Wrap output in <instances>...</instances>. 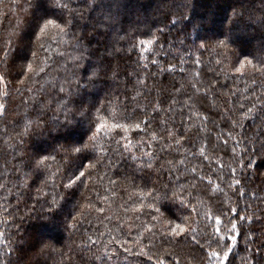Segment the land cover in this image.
<instances>
[{
  "label": "trees",
  "instance_id": "trees-1",
  "mask_svg": "<svg viewBox=\"0 0 264 264\" xmlns=\"http://www.w3.org/2000/svg\"><path fill=\"white\" fill-rule=\"evenodd\" d=\"M61 3L68 7H57L54 0H0V264H156L157 258L165 264H207L216 245L209 246L205 232H212L221 204L229 215L238 208L252 217L237 218V231L229 233L237 237L229 260L264 264V159L251 157L255 162L247 170L240 163L264 141L258 114L264 75L247 64L243 74L233 67L240 60L259 67L264 57V0ZM47 19L65 32L50 26L37 41L34 33ZM153 36L142 60L143 46L137 45ZM218 41L226 47L213 51ZM200 43L208 49L194 55L193 45ZM201 54L203 63H194ZM28 63L34 71L27 70ZM21 65L24 75H18ZM169 65L174 71H160ZM100 116L110 124L141 123L145 130L129 133L131 152L121 142L123 155L112 151L117 146L111 136L101 134L93 142L98 148L88 153L93 159L84 163L97 157L100 162L80 169L86 172L83 182L65 189L80 161L66 156L64 148L87 141ZM233 120L244 126L233 128ZM37 151L55 157L47 168L33 167ZM164 191L169 196L175 191L188 211L178 201L154 199ZM53 196L62 207L50 221L36 219ZM205 212L213 220L204 219ZM72 216L77 227L66 228L63 221ZM170 222L190 230L177 238L179 244L164 235ZM40 237L51 245L43 252ZM141 249L147 255H138Z\"/></svg>",
  "mask_w": 264,
  "mask_h": 264
},
{
  "label": "snow or ice",
  "instance_id": "snow-or-ice-1",
  "mask_svg": "<svg viewBox=\"0 0 264 264\" xmlns=\"http://www.w3.org/2000/svg\"><path fill=\"white\" fill-rule=\"evenodd\" d=\"M54 3L56 4L57 7H60L62 9H65L68 7L67 4H62L61 0H54ZM182 17H183V15L181 14L180 19ZM173 22H175V21H173ZM50 26L58 29L61 34H63L65 32V28L61 27L60 24L56 23L52 19H47L44 21V23L42 25L39 24L38 32L34 33L37 41H40L44 36L47 35V30L49 29ZM154 40H155V36H153L152 39L139 41V44L137 46H143V47H141V57H140L142 60L146 58L143 55V53L145 51L151 50L149 46H151L153 44ZM40 46L42 47L43 45H40ZM216 47H226L225 42L224 41H218L217 45L213 46L212 50L215 51ZM193 48H194L193 54L195 55L196 52H200V50H202V49L207 50L208 44L207 43H200L198 45L194 44ZM31 55L33 57H35L37 55V52L33 51L31 53ZM152 63L156 64L157 62L155 60H153ZM194 63H196V64L203 63L202 54H201V56H196ZM216 63L220 64L221 60H217ZM246 64L250 65L253 70L260 72L261 75H264V57L259 58V67H257L256 65H253L251 60H240L239 66L233 65L235 73L243 74V72L246 70L245 69ZM145 67H147V65H145ZM174 67L175 66H173V65H169V67L167 69L161 68L160 71L161 72H163V71L172 72V71H174ZM27 70L28 71H34L31 63L27 64ZM24 74H25V66L21 65V69H20V72L18 73V75H24ZM95 74L96 73L94 71L93 75H95ZM73 75H75V73H73ZM196 75L199 76L200 73L198 72V73H196ZM0 79H2V78H0ZM193 87H195V85H193ZM60 91L65 92V89L63 87H61ZM177 91H179V89H177ZM198 91H199V89H198ZM3 107H4L3 105H0V109H3ZM241 107H243V105H241ZM156 110L158 111V109H156ZM254 110H255V105H253V108H249L248 112L245 113L244 116H247L248 113H252ZM99 111H100V109H97V112H99ZM80 114L83 115V113H80ZM258 114L260 116V125L259 126L264 127V104L261 105V108H260ZM70 116H71V112L69 111L66 114L65 119L68 120L70 118ZM236 126L243 127L244 125L242 124V122L240 120H233L232 127L235 128ZM116 130H120V132H122L123 135H120V133L117 132ZM137 130L138 131H144L145 129L141 128V123H131V124L111 123L110 124V123H108L107 120L104 119L103 116H100L99 122L95 123V125H94V130H92V128H90L91 135L88 136L87 141L81 142V143H72L68 148H64V152H65L66 156H71V157L75 158L76 160H79L80 163L75 165V171H73L70 175H68L67 182L64 183L63 187L65 189H72L73 187L77 186L78 182H83L82 178L85 177L86 172L82 171L80 169H90V168L94 169L96 167V165L100 162V158L97 157V158H95L94 163H92V162L87 163V164L84 163V161H86V160L91 161L93 159L92 157H90L88 155V153L90 150H94V149L98 148V143H93V142L98 141V137L101 134H103V136H105V137L111 136L112 140L114 141L115 145L117 146L112 151L116 152L119 155H123V153L119 152V148L121 147V142L122 141L124 142L122 144L123 149L126 152H131V149L135 145L133 144V141L129 138V133L130 132H136ZM24 134H27V132H25ZM168 135L172 136V132H169ZM152 138L153 139L156 138L155 133H152ZM232 138H235V137H232ZM141 139H143V138L141 137ZM179 142H180L179 140L176 141V143H179ZM249 142L251 143L252 140H249ZM136 143H139V141H137ZM61 147L63 148L64 146L62 145ZM233 151H235V149H233ZM203 152H204V149L201 148L200 154L203 155ZM143 155L146 157L150 156V154L148 152H144ZM257 155L260 158L264 159V141H262L260 143L257 151L247 153V155L240 160V163L244 164V167L246 170L250 169L252 167L253 163L255 162L251 159V157L257 156ZM32 158L35 161V163L33 165V167L35 169H40L41 167L47 168L48 165L46 162L49 160L55 159V157L52 156L51 154L45 155L41 151L35 152L33 154ZM132 159L133 160L137 159L135 154H132ZM205 159H208V157L205 156ZM182 162L183 161H180V163H182ZM168 163L171 164L172 162L168 161ZM225 167H230V165H226ZM147 168L151 169L152 164L148 163ZM57 171H59V169H57ZM191 171L195 172L196 169L192 168ZM232 171L235 172V169H232ZM55 174L56 173H52L53 176ZM24 175L27 176L29 174H24ZM90 175L91 174L89 173V176ZM221 179H223V177H221ZM110 182L115 183V181H110ZM22 183L24 184V186H27L26 181H22ZM46 183H47L46 180L42 181V184H46ZM234 183L240 184L241 181L235 180ZM192 186H194V185H192ZM229 187H231V185H229ZM165 188H167V185H165ZM218 190H219L218 186L213 188V191H218ZM38 191H40V190H38ZM146 195H147V193H146ZM61 199H62V197H61ZM154 199H156L158 202L171 201L172 203H176L178 201L180 206L185 211H188V203H186L185 200L183 198H181L175 191L172 192L171 196H169L167 191H164L162 193L158 192L157 196L154 197ZM37 203H39V200L37 201ZM46 203H47L46 208L43 205H41L39 212L37 213V215L35 217L36 219H42V220L50 221V218L52 217L54 210L62 207V205L60 204V200H58L55 196H53V198L50 201H46ZM141 206H143V205H141ZM163 206L164 205H162V207ZM148 207L153 208V205L149 204ZM154 210L156 212L161 213L162 216L164 215V213L161 212L160 207H157ZM29 211L32 212V211H35V209H29ZM195 211H196V209H195V207H193L192 212L195 213ZM218 211H220V215H216L214 217V224L211 226L212 232L211 233L205 232V236L207 237V242L209 243V246L211 247V244H213V243L216 245L215 249L210 251L208 254L207 264H226V262H228V264H232V262L229 260V253L232 251V245L235 244L237 237L235 235H230L229 233L237 231V228H238L237 218L239 221H243L246 218L250 220V219H252V217L251 216L246 217L245 215H240L238 208H232L230 211L233 215H229L227 212L223 211V204H221ZM81 215H82V213H81ZM222 216L225 217V219L223 221L221 219ZM182 219L186 222L189 219V217L184 216ZM204 219L213 220V216L209 212H205ZM63 223L66 226V228L75 229L77 227V223H78L77 217L72 216L71 222H69L68 218L65 217V220L63 221ZM170 223H171L170 231L165 233L164 235L167 237H171V239L169 240V243L179 244V243H181V241L177 238L181 237L182 235H185V236L189 235L190 230L187 229L183 223H175V222H170ZM222 223H223V229L221 227ZM240 231L243 232L242 227H241ZM2 235L3 234L0 233V236H2ZM192 239L195 240V242L197 244L200 243L199 240H196L195 237H193ZM228 241H231L232 243L229 244ZM37 242L43 243V247L40 249L41 252H43L45 249H47L51 246L49 243H45L43 241L42 237H40L37 240ZM200 247L203 248L204 246L200 245ZM53 250L55 251L56 249H53ZM125 251L131 252V249L126 248ZM138 255H147V253H145L143 251V249H141V251H140V253H138ZM213 258H215V259H213ZM148 259L151 260L152 257L148 256ZM10 264H11V262H10ZM156 264H165V260L157 258ZM258 264H260V262H258Z\"/></svg>",
  "mask_w": 264,
  "mask_h": 264
}]
</instances>
